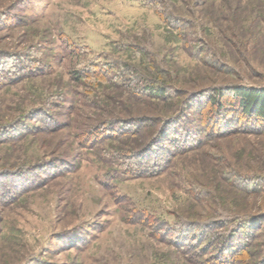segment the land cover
Wrapping results in <instances>:
<instances>
[{"label": "rangeland", "instance_id": "obj_1", "mask_svg": "<svg viewBox=\"0 0 264 264\" xmlns=\"http://www.w3.org/2000/svg\"><path fill=\"white\" fill-rule=\"evenodd\" d=\"M1 62L0 264H264V0H0Z\"/></svg>", "mask_w": 264, "mask_h": 264}, {"label": "trees", "instance_id": "obj_2", "mask_svg": "<svg viewBox=\"0 0 264 264\" xmlns=\"http://www.w3.org/2000/svg\"><path fill=\"white\" fill-rule=\"evenodd\" d=\"M6 62H8V61H6ZM5 63L4 62L0 63L1 64L0 73H3L5 70H7ZM15 66L16 65H13L12 68ZM28 67L25 69H28ZM25 69H22V70H25ZM19 71H20V69H19ZM76 76L78 77L79 73H77ZM12 80H14V79H12ZM2 83L5 84L8 82H2ZM144 90L148 91L150 94L153 93V95L155 97L160 98V99L166 98V95L168 94L167 89H165L163 86H159V85L152 84V83H147ZM215 93H218V94L212 93L209 97L210 105H218L214 101H216V99L219 96L223 95V92H221L219 89ZM188 94H195V92H190ZM234 95L237 99V102L240 106V110L242 111L243 115L248 116L251 119L260 120L262 122L264 121V88L253 89V88H245V87H236L234 89ZM162 121H163V124H162L163 128L160 130L159 133L157 132V133H153V134H161L162 130L166 127V124L168 122L167 119L166 120L162 119ZM182 135H183V133L181 134V136ZM154 140H155V138H153V140L151 141L152 143L150 142L151 144L148 143L145 147H143L141 149V151L147 152L146 153V159H149L152 157L158 158L159 156L163 155L161 152L155 153L153 151L154 150ZM169 141L171 143L170 145H172V144L181 145L180 143H177V141H175L173 139L169 140ZM137 155L141 156V154L140 155L137 154Z\"/></svg>", "mask_w": 264, "mask_h": 264}]
</instances>
